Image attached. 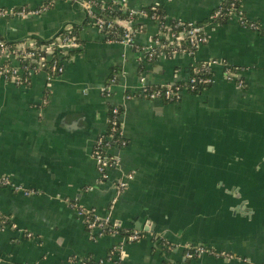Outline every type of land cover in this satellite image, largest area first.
<instances>
[{"label": "crops", "instance_id": "crops-1", "mask_svg": "<svg viewBox=\"0 0 264 264\" xmlns=\"http://www.w3.org/2000/svg\"><path fill=\"white\" fill-rule=\"evenodd\" d=\"M48 1L0 0V9ZM85 2L54 0L39 16L0 17V37L20 49L72 28L80 39L58 75L37 70L27 87L0 77V175L32 192L0 187V212L15 225L0 230V264L99 261L119 245L110 264H264V0L240 3L258 31L236 17L212 20L219 0H125L203 27L207 40L191 56L151 60L154 22L140 19L131 44L107 41L86 22ZM197 63L213 74L201 93L183 92L172 103L125 100L143 86L186 81ZM224 63L238 68L233 80ZM109 106L123 110L126 145L110 149L119 163L101 180L92 149L106 131ZM128 173L133 178L110 209L115 182ZM70 202L146 235L91 240ZM202 244L212 253L187 258V248Z\"/></svg>", "mask_w": 264, "mask_h": 264}, {"label": "built area", "instance_id": "built-area-1", "mask_svg": "<svg viewBox=\"0 0 264 264\" xmlns=\"http://www.w3.org/2000/svg\"><path fill=\"white\" fill-rule=\"evenodd\" d=\"M229 1V0H228ZM117 3L121 6L122 9H128L130 10V17L127 21H122L123 24L120 25L123 30V35L121 36L120 40H107V41H116V42H124L126 44H131L134 35L141 31L142 28L138 29L135 28V24L139 22L140 19L146 18L147 14L142 9H132L127 7V4L125 0L120 1H112V0H86V2L83 4L85 13L87 18L89 19V25L96 30L100 31L101 33H104L105 28H109L110 23L106 22L104 17L99 15L100 10H103L108 7L110 3ZM241 0H230L228 4L224 5V0H219L218 4L216 5L214 11L212 12L211 19H218V18H234L236 17L239 20L240 25L249 28L253 31L259 30V25L253 22H248L244 19L242 10L240 7ZM99 4L100 8H97V5ZM54 5V0H49L48 2H45L44 4H41L37 8H27V7H21L16 9H0V17H7L12 16L19 19H26L32 16H39L40 14L48 11L51 7ZM100 9V10H99ZM154 9V8H152ZM156 16L153 15L150 19L154 20ZM136 18V19H135ZM163 28V30L166 31L164 33V42L158 41L157 38L154 40L155 48H148L146 53V58L148 60H151L153 57H156L158 55L171 58L174 55L177 54H186L188 56H191L194 51L203 43L206 42V36L203 30V27L201 25H197L194 23L187 22L186 24V30L185 32H179L178 34H174L172 32H169L170 29L168 26V22L165 21L163 25H161L159 28L157 27V35L159 34V29ZM186 39L188 48L190 50H187L186 48H183L182 46V40ZM29 50L25 51L24 47L20 49L18 47L17 49H10L8 46L4 45L3 42H0V77L4 80L11 82L17 86H28L31 81L32 74L37 71V69L32 67H27L21 65V58L23 60L34 59L35 53L34 50L36 48H33V46H29ZM57 47L62 50V54H64L66 51L78 48L79 44L75 42V37H65L62 39H59L57 42ZM40 52L38 54V66L40 69L41 67H44L45 61L52 58V51L51 46H42L39 48ZM19 51V52H18ZM16 60V64H13L12 60ZM203 66H205V69L208 72L210 71L209 64L203 63ZM49 71L51 74L50 76L60 74L62 72L61 67V61L53 62L51 66L49 67ZM223 71L226 76L227 80H233V77L236 76L238 70H232L230 65L224 63L223 64ZM213 81V76L211 78L206 79H200L198 80V83L203 84H211ZM190 82L193 83L194 79H190ZM237 85L239 87H244V83L242 80L236 81ZM146 86L141 87L136 93H126L125 94V100H130L132 98H141L146 100H153V99H159V100H172V101H178L183 93L185 91V88L181 89L179 86H172V84H167L165 86H161L160 89H154L150 93L144 92ZM46 102V98L44 100ZM120 107L113 106L112 109V120L107 119V123L109 122L110 132L106 136H104L105 132L101 135H99L95 141V144L92 149V158L96 164L97 172L99 174V177L101 180L107 179V170L113 166L118 165L119 158L116 156H113L109 153L110 149L113 147H124L126 145L125 140H121L120 143L117 139H114L112 134L117 130V126L122 127V120L121 116L119 115L118 109ZM122 136V130L121 134ZM111 143H114L113 146H111ZM116 144V145H115ZM133 178L131 173L123 175L120 179H118L115 182V195L113 199L111 200L109 208L112 209L115 205L118 197L127 189L129 181H131ZM0 187H7L12 189L15 193H21L23 195H29L32 192L29 189L23 188L22 186L14 185L11 183L9 178L6 176L0 175ZM69 207L73 209L77 216L82 220L83 226L85 230L87 231L89 237L91 240H96L102 236L106 235H118L121 236L122 240L124 242H135L141 239L143 236H145V233L141 232H135V231H127V230H121V226L119 223L113 221L110 216H106L104 218L98 217L93 209L80 207L75 202H70ZM7 228H15V225L10 221L9 217L2 214L0 212V230H4ZM120 230L122 232H120ZM147 234L153 235V232L147 231ZM28 238L31 237V233L25 234ZM121 247L115 246L110 251L108 256L99 261H94L91 258H81V259H71L69 260V263H75V264H110L115 258L119 256V253ZM205 250L201 247L196 248H190L186 251L187 258H192L195 254H201Z\"/></svg>", "mask_w": 264, "mask_h": 264}, {"label": "trees", "instance_id": "trees-1", "mask_svg": "<svg viewBox=\"0 0 264 264\" xmlns=\"http://www.w3.org/2000/svg\"><path fill=\"white\" fill-rule=\"evenodd\" d=\"M228 2H230V0H224V5L226 6L228 4ZM97 8L99 7V4L97 5ZM154 8V9H152ZM240 8V7H239ZM100 10V9H99ZM142 10L147 14L145 19H150L153 15H155L156 19L151 20L152 22H154L156 24V26L159 28L161 25L164 24L165 21L168 22V26H169V32H172L174 34H178L179 32H185L186 30V24L187 22H180V21H176L173 19H169L167 18V16L164 14L163 10L161 8H159V6L156 5H151V6H147L142 8ZM99 15H101L102 17H104L106 22L110 23L109 28H105L104 33H105V40H120L121 36L123 35V30L122 27L118 24V22L120 21H127L130 17V10L128 9H122L121 6L117 3H110L108 5L107 8L100 10ZM136 19V18H135ZM244 19L246 21H248L245 17ZM227 20H229L228 18H218V19H214L215 22H219V23H224ZM86 22L89 24V19L86 16ZM250 22V21H248ZM135 28H143L142 24H140V22H137L134 26ZM164 33H166L165 30H163V28L159 29V34L156 36V38L158 39V41L160 42H164ZM65 37H75V42H77L78 44H80V39L78 36V31L75 28L72 29H68V30H64L63 32H61L57 37H55L54 39L48 41V42H40L38 40L33 41V48H36L34 50L35 56L34 59L31 58V60L29 59H25L23 60L22 57H20L21 60V65L23 66H27V67H32L35 68L37 70H43L45 72H47L48 74H51L49 71V67L51 66V64L55 61L57 62L59 61H63L65 58H69L71 57L73 54H75V50H69L66 51L64 54H62V50L60 48L57 47V42L59 39L65 38ZM0 42H3L4 45L8 46V48L10 49H17L18 46H20L19 44L21 43H10L5 41L2 37H0ZM182 46L183 48H186L187 50H190V48H188V44L186 39L184 38L182 40ZM42 46H51V51H52V58L45 61L44 63V67L39 68L38 66V54L42 52H40L39 48ZM21 47V46H20ZM25 51L29 50V46L28 47H24ZM19 52V51H18ZM34 61V63H33ZM232 70H238V68L232 67L230 66ZM188 72H189V78L186 81H181V82H175L174 84L172 83V86L176 87L179 86L181 89L185 88V91L183 92H187V93H191V94H199L201 93L203 90H205L209 84H203V83H198V80L200 79H206V78H211L213 76V74L211 72H208L205 69V66H203V63H197L195 65H193L192 67L188 68ZM58 75V74H57ZM190 79H194V82L191 83ZM161 86L156 85V86H146L144 89V92L146 93H150L152 90L154 89H160ZM162 88V87H161ZM165 103H172V102H176V101H172V100H162ZM112 109L113 106H109L108 108V112H107V119L110 121L113 118L112 115ZM119 115L122 116L123 110L122 108L118 109ZM110 123H107V128L105 131V135H108L110 132ZM117 130L115 132H113L112 136L114 139H117L120 143L121 140H125V138H123V136H121V129L119 126L116 127ZM126 142V140H125ZM114 143H111V146H113ZM116 145V144H115ZM123 228L121 227V230ZM120 230V232H122Z\"/></svg>", "mask_w": 264, "mask_h": 264}, {"label": "rangeland", "instance_id": "rangeland-1", "mask_svg": "<svg viewBox=\"0 0 264 264\" xmlns=\"http://www.w3.org/2000/svg\"><path fill=\"white\" fill-rule=\"evenodd\" d=\"M243 88V87H242ZM196 247H201V248H203L205 251L203 252V253H205V252H207V253H212V250H210L209 249V247H207V246H205V245H197V246H192V247H189V248H187V250H189L190 248H196ZM186 250V251H187ZM202 254V253H201ZM214 254L216 255V256H218V255H220V254H216L215 252H214ZM197 255H199V254H195L193 257H195V256H197ZM192 257V258H193Z\"/></svg>", "mask_w": 264, "mask_h": 264}, {"label": "water", "instance_id": "water-1", "mask_svg": "<svg viewBox=\"0 0 264 264\" xmlns=\"http://www.w3.org/2000/svg\"><path fill=\"white\" fill-rule=\"evenodd\" d=\"M118 24H119V25H122V24H123V22H122V21H120V22H118ZM151 231H152V230H151Z\"/></svg>", "mask_w": 264, "mask_h": 264}]
</instances>
